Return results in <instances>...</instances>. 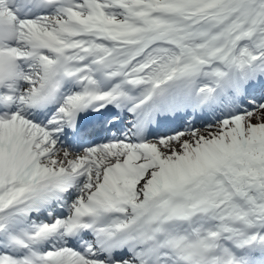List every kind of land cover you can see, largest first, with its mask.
<instances>
[{
  "label": "snow or ice",
  "instance_id": "snow-or-ice-1",
  "mask_svg": "<svg viewBox=\"0 0 264 264\" xmlns=\"http://www.w3.org/2000/svg\"><path fill=\"white\" fill-rule=\"evenodd\" d=\"M0 264H264V0H0Z\"/></svg>",
  "mask_w": 264,
  "mask_h": 264
},
{
  "label": "rangeland",
  "instance_id": "rangeland-1",
  "mask_svg": "<svg viewBox=\"0 0 264 264\" xmlns=\"http://www.w3.org/2000/svg\"><path fill=\"white\" fill-rule=\"evenodd\" d=\"M254 122H255V120H254Z\"/></svg>",
  "mask_w": 264,
  "mask_h": 264
}]
</instances>
